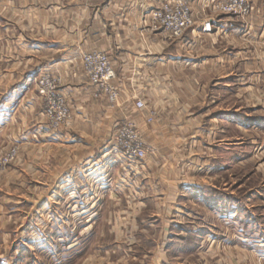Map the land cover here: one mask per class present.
Instances as JSON below:
<instances>
[{
    "label": "crops",
    "instance_id": "0c3cea01",
    "mask_svg": "<svg viewBox=\"0 0 264 264\" xmlns=\"http://www.w3.org/2000/svg\"><path fill=\"white\" fill-rule=\"evenodd\" d=\"M160 1L0 0V65L8 60L18 66L13 73L0 71V79L21 83L42 68L58 71L63 76L60 89L73 110L71 128L53 131L44 124L37 104L24 108L22 117L21 110H7L9 102L3 101L0 153L13 143L22 145L20 153L29 150V170L19 173L28 172L33 191L52 193L47 206L62 207L75 200L78 206L84 194L91 197L88 204L100 206L103 189L114 190L104 178H118L115 167L123 164L114 149L103 150L112 149L113 117L120 113L121 118L136 119L149 153L126 168L140 174L141 194L149 210L157 213L162 238L178 240V252L189 256L192 264L198 240L205 235L231 237V227L238 236H264V184L246 203L231 201L224 181L233 170L231 163L245 174L242 170L253 161L250 175L264 176V0H250L249 29L219 15L212 34H199L197 28L175 41L146 30L142 23L143 7ZM195 1L190 0L193 8ZM91 50L106 52L113 64L115 83L122 91L114 110L92 97L79 64L80 52ZM134 85L146 106L138 116L129 91ZM149 110L156 118L146 124ZM179 188L185 192L183 199L190 200L186 214L175 211L184 208L175 201ZM106 196L111 205L118 201L112 192ZM196 205L205 212L192 208ZM167 207L177 212L171 221L165 218ZM172 222L175 231L166 233ZM60 229L51 236L60 232L57 239L63 240L66 227ZM0 234L6 241L7 232ZM3 252L5 246H0V256ZM159 252L158 264H166L165 248Z\"/></svg>",
    "mask_w": 264,
    "mask_h": 264
},
{
    "label": "rangeland",
    "instance_id": "374dc122",
    "mask_svg": "<svg viewBox=\"0 0 264 264\" xmlns=\"http://www.w3.org/2000/svg\"><path fill=\"white\" fill-rule=\"evenodd\" d=\"M218 1L222 0H196V6L193 8L190 0H162L156 6L143 7L142 23L146 30L154 33H163L166 40L170 41L182 39L187 32L195 31L197 28L199 34H207L202 32L203 21H206V19L214 21L216 16L219 15L232 17L240 21L245 28L249 29L253 14V6L250 0H247L251 9L247 16L220 13L214 8V3ZM174 2L187 4L191 9L194 20V25L186 29L178 37L173 36L163 27L155 29L153 20V14L157 9H160L165 3ZM201 38L202 36L198 37L199 40ZM185 47L187 48L188 45ZM93 52L103 53L108 56L106 52L97 50L80 52L79 64L82 67V56ZM110 63L115 73L111 60ZM33 65L32 63L31 66ZM29 66L30 64L24 65L23 70H27ZM2 70L13 73V71L18 70V66L12 61L7 60L0 65V71ZM42 76L51 77L57 82L60 81L56 91L59 97H62L66 101L70 113V124L68 127L59 128L57 131H68L73 123V110L68 96L62 93L60 89L63 84V76L58 71L42 68L37 73L35 72L30 80L21 83L8 78L6 80L0 79V103L6 100L9 103L4 107L7 110L12 109V107L21 110L22 117H24V108L31 103L37 104L39 113H41L45 121L44 124L52 130L49 119L45 114V98L40 94L39 79ZM113 87L117 89L119 94L115 103H110L104 92L95 96L93 86L91 95L95 100L105 102L110 110H114L119 105L122 91L115 83V80ZM137 90L139 89L136 85L129 88L130 93L134 95L132 97L134 116L140 115L141 111L146 108L145 106L143 110H138L135 107V103L138 100H142ZM150 112H153L155 114L154 119L156 118L154 110L147 111L145 114L146 124L154 121V119L152 122H148L147 120ZM7 113L9 116L10 113ZM0 119H4V113H2ZM113 119L114 129L110 135L112 149H103L104 152L105 150H108L106 151L107 153L113 149L115 150L113 139L115 140L120 127L123 125H135L141 134L147 157L149 149L143 139L142 131L136 119L130 118L129 115L126 117L122 116L121 118L120 113L115 114ZM21 146L20 143H13L9 147H6V150L3 149L2 154L0 153V219H5V223L7 222L6 224H0V231L7 232L6 241H3L4 236L0 234V246H5V252L0 256V264H2L4 259L6 260L4 263L9 264H61L62 262L65 264H158L159 251L163 248L166 250V255L162 259L166 261V264L190 263L189 256L178 252V240L168 236H166L165 240L162 238L160 231H163V229L157 222V213H154L155 211L152 209L149 210L144 196L141 194L142 184L138 181L140 174H137L131 168H126L134 163L125 161L120 153L119 155L123 164L120 167L118 163L117 167H115L119 172L118 178L108 176L104 180L102 179L109 182L108 185L114 187L115 191L103 189L98 197V199L102 200L100 206H95L93 203L88 204L91 197L89 198L88 194H84L85 196H82V200L78 206L75 200L70 201V204L62 207H50L46 204L47 198H51L52 193L33 191L28 172H26V175H20L19 173L20 169L29 170L30 161L29 150L27 149V151L20 153L22 151ZM12 152H15L16 155L10 160L8 156ZM116 152L118 153V151ZM236 167L231 163L230 169L233 170L224 177V181H226L229 189V198L231 201L242 200L248 203L254 194L253 191L264 184V176L262 179L261 176L250 175L254 167L253 161L245 166L246 169L242 170L245 174H241L239 170L235 169ZM247 178L249 180L245 181ZM243 183H246L245 187ZM138 185L140 186L139 190ZM251 188L252 190H250ZM108 192H112V196L118 199L115 204L111 205L109 202H105ZM182 193L185 192L179 188L174 197L177 205L181 204L184 208L175 209V211L186 214L184 210L189 206L190 200L188 198L183 199ZM71 194H75V197L77 195L76 193ZM54 195L56 196V194ZM194 207L199 212H205L202 210L204 208H199V205L192 206V208ZM227 210L236 211V209L234 210L229 207H227ZM238 210H243V208H238ZM175 211H172L171 207H167L165 218L170 221L173 220L172 217L177 213ZM152 214L155 215L153 219L150 217ZM63 226L66 227L64 230L66 236L63 237V240H58L57 236L60 234V228ZM52 229H54V232H51ZM55 229L60 232L51 236L52 233L56 232ZM174 229L176 228L173 222L171 225L167 224L166 233L173 232L175 231ZM231 230L233 231L231 237H221L219 233V239L216 238L217 236L208 237L207 235H201L200 238L203 237L198 240L196 255L192 256V264H264V236L260 238L248 235L242 237L238 236L234 228L230 227ZM79 233L81 234L79 235ZM13 250H17L15 256H13ZM145 260H147V263H145Z\"/></svg>",
    "mask_w": 264,
    "mask_h": 264
},
{
    "label": "built area",
    "instance_id": "2783aa9c",
    "mask_svg": "<svg viewBox=\"0 0 264 264\" xmlns=\"http://www.w3.org/2000/svg\"><path fill=\"white\" fill-rule=\"evenodd\" d=\"M214 8L220 13L234 16H247L250 13V6L247 0H222L214 3ZM154 28L163 27L173 36H180L183 32L194 25L190 7L181 2L165 3L153 14ZM202 32L211 34L213 32V20L206 19L202 24ZM82 65L90 84L94 87V95L104 92L110 103L118 99V92L113 87L115 73L110 60L106 54L93 52L82 56ZM60 81L51 77L42 76L39 79L40 94L44 96L46 109L45 114L49 119L53 131L59 128L68 127L70 124V113L65 99L59 97L56 89ZM138 110L145 108V103L138 100L135 103ZM154 113L150 112L148 122L154 119ZM114 147L121 157L129 163L142 161L146 157V151L140 132L135 125H123L117 131ZM16 153L9 154L10 160ZM5 161V160H4Z\"/></svg>",
    "mask_w": 264,
    "mask_h": 264
}]
</instances>
